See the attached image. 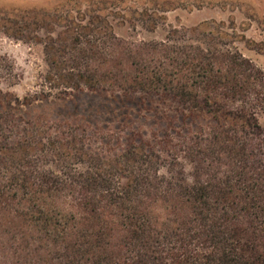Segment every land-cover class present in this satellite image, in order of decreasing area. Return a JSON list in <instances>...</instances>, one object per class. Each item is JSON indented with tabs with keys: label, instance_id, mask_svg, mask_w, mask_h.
I'll return each instance as SVG.
<instances>
[{
	"label": "trees",
	"instance_id": "16d2710c",
	"mask_svg": "<svg viewBox=\"0 0 264 264\" xmlns=\"http://www.w3.org/2000/svg\"><path fill=\"white\" fill-rule=\"evenodd\" d=\"M91 33L68 70L48 56L56 93L0 89V264H264L263 72L213 44ZM84 89L176 107L108 158L25 111Z\"/></svg>",
	"mask_w": 264,
	"mask_h": 264
},
{
	"label": "rangeland",
	"instance_id": "374dc122",
	"mask_svg": "<svg viewBox=\"0 0 264 264\" xmlns=\"http://www.w3.org/2000/svg\"><path fill=\"white\" fill-rule=\"evenodd\" d=\"M83 28L98 41L113 34L132 43L168 38L195 46L213 44L242 55L264 75V0H0V65L6 66L0 71V89L20 99L42 91L56 93L50 88L56 82L48 79L54 73L49 57H57L68 70L77 56L73 39ZM98 55L103 58L102 52ZM94 66L98 72L106 68L98 62ZM148 105L153 112L146 113ZM175 107L170 100L144 101L139 95L125 100L84 89L67 90L25 111L33 120L86 129L91 149L113 158L125 146V126L128 131L144 130L151 141L155 110L170 115ZM257 118L264 126V110ZM171 135L174 144L180 142Z\"/></svg>",
	"mask_w": 264,
	"mask_h": 264
}]
</instances>
